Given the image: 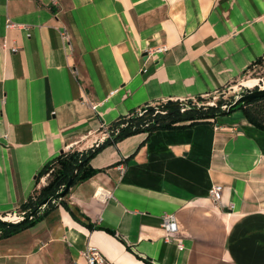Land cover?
<instances>
[{"label":"crops","instance_id":"1","mask_svg":"<svg viewBox=\"0 0 264 264\" xmlns=\"http://www.w3.org/2000/svg\"><path fill=\"white\" fill-rule=\"evenodd\" d=\"M5 36L22 47L0 45L1 214L47 183L37 179L45 164L102 141L118 117L240 76L264 55V0H0ZM90 165L100 170L64 199L103 228L58 201L0 237V264H61L66 253L88 264L87 244L109 264H264V130L241 108L126 136ZM213 183L223 185L219 200ZM166 213L177 219L170 240Z\"/></svg>","mask_w":264,"mask_h":264},{"label":"trees","instance_id":"2","mask_svg":"<svg viewBox=\"0 0 264 264\" xmlns=\"http://www.w3.org/2000/svg\"><path fill=\"white\" fill-rule=\"evenodd\" d=\"M264 59V55L257 58L249 67L261 63ZM248 67V68H249ZM257 88V87H256ZM203 96H197L195 98H188L186 100H201V104L189 103L188 107L182 103L183 99H164L161 102L163 109H158L154 104L146 105V110L142 113L134 110L128 115H122L108 125V129L111 131L109 136H106L102 141L95 143L85 151L77 149L63 151L55 157L52 162L45 164L38 172L37 179L52 170V177L44 184L40 189L28 197V199L22 203L21 209L32 210L36 205L45 199L49 195H54L58 190L64 188V185L69 179L70 174L74 170L76 164L83 160L82 165L77 171V174L71 184L85 180L98 172L99 168H94L90 165L91 158L97 154L103 147L108 144L115 143L118 140L138 133L146 131L148 136L157 129L178 128L192 126L198 122L210 121L221 114L230 113L236 108H241L246 118L259 129L264 130V94L260 97L253 98L252 100L242 102L236 106H232L227 110L228 106L232 102L231 99H218L216 103L207 104L204 103ZM156 104V103H155ZM226 104V107L223 105ZM143 107V106H142ZM214 121V120H212ZM37 190L39 191L38 193ZM70 189L59 200L61 204L72 214V216L79 222L85 224L90 229L103 228L96 225L89 219L87 215L82 213L78 207L70 206L64 197L69 193ZM55 205L50 201L45 210L41 213L35 214L33 219L11 223L0 220V237L8 236L16 233L24 228H27L39 219H41L47 212ZM110 232H114L109 228H105ZM147 264H154L151 259L144 258Z\"/></svg>","mask_w":264,"mask_h":264},{"label":"built area","instance_id":"3","mask_svg":"<svg viewBox=\"0 0 264 264\" xmlns=\"http://www.w3.org/2000/svg\"><path fill=\"white\" fill-rule=\"evenodd\" d=\"M5 26L8 28V27H12V26L22 27L24 25H22L20 23L13 22L10 19H7V21L5 22ZM61 33H62V37L65 40L67 39L69 41V34L65 28L62 29ZM0 45L4 49L11 51V52H17L22 47V45L16 39H14V38L9 39L6 36L0 40ZM166 48H167V46L165 44L158 47L159 50H164ZM225 106H226V104L223 105V107H225ZM110 132L111 131L109 129H107L104 133L105 136H109ZM1 137H7V133H1L0 132V138ZM44 178H45V176L42 177V179H44ZM222 190H223V185L221 183H213L209 189V194L211 195V197L214 200H219L221 198V195H222ZM99 192L101 193L102 190H100ZM61 198L62 197L57 198V199H53L52 202L56 203ZM45 208H43L42 210H40L37 213L43 212L45 210ZM30 211L21 209L19 211H13L12 213L11 212H7V213H3V214L0 213V220H5V221H10V222L16 223V222H19L25 216H27ZM34 216H35V214L30 215V219H33ZM162 226L165 230V238L167 240L172 239L173 234L177 231V219H176L175 214L174 213H166L163 216ZM178 245L180 248H183V245L181 242H179ZM81 253L85 257L88 264H109L106 257L100 252V250L95 245L87 244L85 246V248L82 249Z\"/></svg>","mask_w":264,"mask_h":264},{"label":"rangeland","instance_id":"4","mask_svg":"<svg viewBox=\"0 0 264 264\" xmlns=\"http://www.w3.org/2000/svg\"><path fill=\"white\" fill-rule=\"evenodd\" d=\"M258 78V82L256 83V85L254 84L252 87L246 86L243 84V82L247 79L250 78ZM264 86V59L261 63L255 64L249 68H247L245 71H243V73H241L240 76H238L237 78H235L234 80H232L231 82H229L227 85L223 86L222 88H220L219 90L203 96V100L204 103L207 104H212V103H216L218 101V99H231L236 97L239 94H244L247 93V89H253L254 88H258V87H262ZM162 101V100H161ZM157 102L156 104H154L158 109H163L164 107L161 106V104L163 102ZM196 103V104H201V100L199 99H195V100H187V103ZM240 108H236V110H238ZM54 169V168H53ZM50 169V172L46 174H44L47 179V181H49V179L52 177V170ZM42 186H40L38 189H40ZM39 191L37 190L36 193H38ZM21 210V209H20ZM19 211V210H18ZM13 211H11L12 213ZM61 264H73V260L69 257V255L66 253V256H64L63 261Z\"/></svg>","mask_w":264,"mask_h":264},{"label":"water","instance_id":"5","mask_svg":"<svg viewBox=\"0 0 264 264\" xmlns=\"http://www.w3.org/2000/svg\"><path fill=\"white\" fill-rule=\"evenodd\" d=\"M247 93H244V94H239L237 95L236 97L233 98L232 102L230 103V105L228 106L227 110L230 109L232 106H236L242 102H246V101H249V100H252L253 98H256V97H260L264 94V86L263 87H258V88H254L253 89H247ZM182 103H184L187 107L189 106L187 103V100L186 99H183ZM146 105H144L143 107H141L139 109V112L142 113L143 111L146 110ZM227 106V105H226ZM225 106V107H226ZM83 163V160L80 161L78 164H76L74 170L72 171V173L70 174L69 176V179L68 181L66 182V184L64 185V188L63 189H60L57 191L56 194L54 195H49L47 196L45 199H43L42 201H40L36 207L34 209H32L29 214L27 216H25L24 218H22L19 222H23V221H26V220H30V215H33V214H36L37 212H39L40 210H42L43 208H45L48 203L50 201H52L53 199H57V198H60L62 197L66 191L68 189H70L71 187V184L77 174V171L78 169L80 168V166L82 165ZM2 221H5V220H2ZM5 222H10V221H5ZM13 223V222H11Z\"/></svg>","mask_w":264,"mask_h":264},{"label":"bare ground","instance_id":"6","mask_svg":"<svg viewBox=\"0 0 264 264\" xmlns=\"http://www.w3.org/2000/svg\"><path fill=\"white\" fill-rule=\"evenodd\" d=\"M258 82V78H250V79H247L243 82L244 85L246 86H249V87H252L254 84L256 85V83ZM263 87V86H262Z\"/></svg>","mask_w":264,"mask_h":264},{"label":"flooded vegetation","instance_id":"7","mask_svg":"<svg viewBox=\"0 0 264 264\" xmlns=\"http://www.w3.org/2000/svg\"><path fill=\"white\" fill-rule=\"evenodd\" d=\"M248 91V90H247Z\"/></svg>","mask_w":264,"mask_h":264}]
</instances>
